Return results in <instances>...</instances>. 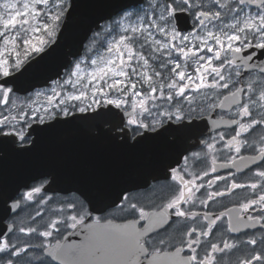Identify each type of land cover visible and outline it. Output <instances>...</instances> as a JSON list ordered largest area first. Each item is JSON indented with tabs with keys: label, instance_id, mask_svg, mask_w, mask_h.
I'll return each mask as SVG.
<instances>
[{
	"label": "snow or ice",
	"instance_id": "1",
	"mask_svg": "<svg viewBox=\"0 0 264 264\" xmlns=\"http://www.w3.org/2000/svg\"><path fill=\"white\" fill-rule=\"evenodd\" d=\"M77 9L0 0V145L28 152L33 133L101 121L117 145L166 136L181 151L159 176L107 182L99 207L25 183L3 201L32 210L0 232V264H264V0H129L85 22L86 55L56 79L22 80ZM161 179L158 203L131 193Z\"/></svg>",
	"mask_w": 264,
	"mask_h": 264
},
{
	"label": "water",
	"instance_id": "2",
	"mask_svg": "<svg viewBox=\"0 0 264 264\" xmlns=\"http://www.w3.org/2000/svg\"><path fill=\"white\" fill-rule=\"evenodd\" d=\"M74 2L78 5L77 19L69 32L58 35L57 45L46 53L38 54L36 62L22 70L24 76L21 79L34 83L36 88L44 86L42 82L49 77L56 79L57 71L63 73V66L82 54L86 41L78 45L85 22L107 16L129 0ZM110 127V124L101 121L85 124L69 122L43 130L38 136L33 133L36 144L30 146L28 152H15L9 146L0 145V232L6 226H12L5 219L16 211L11 208L13 200H8L5 205L4 199L17 188H23L21 186L25 183L30 184L33 178L48 176V191L51 192L82 188L98 197L99 204L103 202L107 182L121 180L127 185L142 183L157 175L155 159L171 163L170 158L181 151L179 147L170 148L166 136L147 140L134 148L117 145L107 134Z\"/></svg>",
	"mask_w": 264,
	"mask_h": 264
},
{
	"label": "flooded vegetation",
	"instance_id": "3",
	"mask_svg": "<svg viewBox=\"0 0 264 264\" xmlns=\"http://www.w3.org/2000/svg\"><path fill=\"white\" fill-rule=\"evenodd\" d=\"M143 7L147 8V3H145L143 5ZM66 71V70H65ZM37 89H40V88H37ZM225 119H227V117H225ZM120 129L117 128L116 131H119ZM174 154V152H173ZM177 159V156L174 154L173 157L170 158L171 160V163H168V162H165L164 160L162 159H155V163H156V167H157V175L156 176H159L163 173L165 167L169 164H172L175 160ZM174 166V165H173ZM41 179H44V180H48L49 177L48 176H41L39 178H37L35 181L31 182V184L33 183H36L38 182L39 180ZM150 179V178H149ZM153 184V187H154V191H145L144 189H135V188H132L130 189L131 190V193L135 196H137L141 201L143 202H147V201H155V202H159V197L165 193H167L168 189L166 187H164V181L163 179H161L160 183L157 184L155 181H152L151 182ZM26 189L24 190H20L21 193H23V191H25ZM58 195H65L66 192H63V191H56ZM49 194H51L52 192L51 191H48ZM100 197H102V194L100 195ZM11 202V200L9 201ZM102 202H100L99 204H97L96 206L99 207L101 206ZM99 213L98 212H94V215H98ZM16 216L15 213L13 214H10L6 221L9 222V223H13L14 221H16ZM72 239H78V237L76 236H72Z\"/></svg>",
	"mask_w": 264,
	"mask_h": 264
},
{
	"label": "rangeland",
	"instance_id": "4",
	"mask_svg": "<svg viewBox=\"0 0 264 264\" xmlns=\"http://www.w3.org/2000/svg\"><path fill=\"white\" fill-rule=\"evenodd\" d=\"M86 54L84 53V55H82V56H80V57H83V56H85ZM90 55H92V54H90ZM32 209H25V211H22L18 216H16V222H19L20 220H22V219H25V217H26V212L27 211H31Z\"/></svg>",
	"mask_w": 264,
	"mask_h": 264
},
{
	"label": "trees",
	"instance_id": "5",
	"mask_svg": "<svg viewBox=\"0 0 264 264\" xmlns=\"http://www.w3.org/2000/svg\"><path fill=\"white\" fill-rule=\"evenodd\" d=\"M86 54V53H85ZM91 53H88L87 55H90Z\"/></svg>",
	"mask_w": 264,
	"mask_h": 264
}]
</instances>
